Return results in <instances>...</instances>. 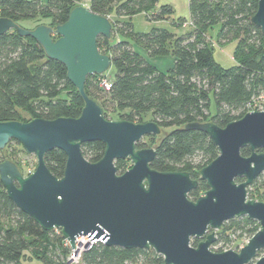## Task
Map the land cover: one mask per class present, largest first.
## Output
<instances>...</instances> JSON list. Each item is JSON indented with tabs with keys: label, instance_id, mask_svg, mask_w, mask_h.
Instances as JSON below:
<instances>
[{
	"label": "trees",
	"instance_id": "1",
	"mask_svg": "<svg viewBox=\"0 0 264 264\" xmlns=\"http://www.w3.org/2000/svg\"><path fill=\"white\" fill-rule=\"evenodd\" d=\"M158 2L89 0L87 6L93 13L111 20V38L98 36L96 44L101 53L111 57L116 73L109 90L98 84L99 77H107L105 73L87 76L85 93L101 106L108 120L145 122L144 115L150 114V119L163 130L155 142L156 153L150 167L160 172H188L192 179L198 180L197 187L187 194L190 200H196L207 189L205 182L199 180L198 171L217 156L218 149L204 132L187 130L184 126L189 122L212 121L223 127L247 111L257 110L253 102L264 92V32L251 21L258 0H188L192 29L178 36L158 27L148 33H136L129 21L119 19L151 11ZM79 4H83L82 0H1L0 16L17 24L26 19H47L46 24L54 27L64 23L70 10ZM172 13V6L163 4L151 19L163 20ZM216 25H219L218 44L235 41L236 65L232 67L223 68L213 58L207 31ZM132 44L141 46L149 56L171 55L172 67L166 71L158 69ZM83 105L82 97L67 79L65 66L48 58L33 38L20 36L14 29L0 35V122H26L37 117L77 118ZM125 109L127 113L123 112ZM81 152L88 161L96 162L103 156L104 144L82 143ZM240 153L248 156L249 147L241 148ZM44 159L50 172L62 177L64 152L53 149ZM114 164L121 174L120 160ZM263 173L247 187L248 198L253 195L251 186L264 189V180L259 181ZM240 181L242 178L237 179ZM224 223L239 228L248 239L259 228L255 220L247 217ZM223 235H216L211 245L213 251H222L217 244L228 239ZM196 243V239L191 241L192 246ZM25 251L39 264H68L70 247L59 229L44 230L18 209L0 181V264H21ZM263 252L259 251L257 256ZM78 264H164V261L153 249H125L94 242L82 253Z\"/></svg>",
	"mask_w": 264,
	"mask_h": 264
},
{
	"label": "water",
	"instance_id": "2",
	"mask_svg": "<svg viewBox=\"0 0 264 264\" xmlns=\"http://www.w3.org/2000/svg\"><path fill=\"white\" fill-rule=\"evenodd\" d=\"M251 21L264 32V0H258ZM12 29L33 38L48 58L65 66L68 81L84 102L77 118L0 122V151L15 140L36 158L35 169L27 175L12 160L0 161V181L18 209L44 230L59 229L71 248L76 238L86 236L107 246L153 249L164 264H264V255L257 256L264 250V201L247 198V187L264 172V152L257 151L264 149V105L223 127L212 121L185 124L187 130L204 132L218 149L198 171L207 189L190 200L187 194L198 180L188 172L152 169L156 150L136 149L143 137L161 134L158 123L108 120L85 93L87 76L104 74L111 65V57L96 44L98 36L111 38L109 17L85 4L74 6L67 20L54 27L26 29L0 16V35ZM91 141L104 144L96 162L81 152V144ZM244 147L250 149L248 156L240 153ZM53 149L66 155L60 178L45 164V154ZM126 158L132 166L118 174L114 162ZM238 217L255 220L258 230L239 251H212L215 231ZM193 238L201 240L192 246Z\"/></svg>",
	"mask_w": 264,
	"mask_h": 264
},
{
	"label": "rangeland",
	"instance_id": "3",
	"mask_svg": "<svg viewBox=\"0 0 264 264\" xmlns=\"http://www.w3.org/2000/svg\"><path fill=\"white\" fill-rule=\"evenodd\" d=\"M42 2H46L47 0H41ZM89 0H82V3L87 5ZM163 4H169L173 8V13L170 15V17L163 19V20H153L151 19V15L155 13L159 7ZM121 21H129L132 25L133 31L136 33H148L153 28H162L165 29L176 36L184 34L192 29L191 25L189 24V12H188V0H159V2L154 6V8L151 11L139 12L135 15L131 16L130 18L120 17ZM47 19H40V20H21L19 22V25L26 29H32L35 25L46 24ZM180 22H184V24H180ZM219 31V25L213 26L208 29L207 31V37L210 40V43L212 44L213 48V58L221 67L228 68L236 65V62L233 59V50L235 46V41H230L225 44H218L217 42V33ZM126 39H130L127 38ZM133 48L141 53L144 57H146L148 60H150L152 63H154L159 69L166 71L173 65V57L171 55L167 56H148L144 49L136 44H132ZM170 65V66H169ZM116 73L115 67L113 65H110L108 70L105 72V75L108 77L110 81L114 78V75ZM106 77V78H107ZM262 97L261 99L257 100L256 105L253 108H257V110L263 109L264 105V92L261 93ZM111 111V108L109 109ZM214 106L211 102L210 106V112L213 113ZM123 112H128L127 109L123 110ZM111 113L109 112V115ZM116 116V114H113ZM109 117V116H108ZM111 117V115H110ZM144 121H150L152 119L150 114L144 115ZM113 120V119H112ZM136 120V118H135ZM135 123H138L137 121ZM165 131V130H164ZM163 134V130L160 135L154 136V139H150L149 137L144 138L143 142L146 146H154L156 140L158 141L161 135ZM153 140V142H152ZM8 147H6L3 150L0 151V161L4 159H10L14 161L15 163L20 164L24 170L25 173L23 175H27L28 173L32 172L36 167V158L33 154L26 153L21 144L16 142L15 140L8 142ZM121 166H122V172L126 171L132 166V163L129 158L120 160ZM120 174V173H118ZM264 174V173H263ZM264 180L263 177L259 180ZM250 191L252 192V198L257 201H264V189L261 188V186H254L250 187ZM248 198V197H247ZM216 235L224 234L223 236H226L228 239L226 240L224 237V241H220L217 244V248H221L222 251L232 249L234 251H239V249L248 241V237L241 232L239 228H234L233 225L230 223L225 224L223 223L222 227L215 231ZM200 239H197L196 242H198ZM193 241V239H191ZM190 241V243H191ZM211 249V248H210ZM213 251V249H211ZM216 252V251H215ZM218 252V251H217ZM221 252V251H219ZM264 255V252H263ZM68 263V262H67ZM21 264H39V262L33 258L31 255H29L28 251H25L23 254V257L21 259ZM68 264H78L70 262Z\"/></svg>",
	"mask_w": 264,
	"mask_h": 264
},
{
	"label": "built area",
	"instance_id": "4",
	"mask_svg": "<svg viewBox=\"0 0 264 264\" xmlns=\"http://www.w3.org/2000/svg\"><path fill=\"white\" fill-rule=\"evenodd\" d=\"M98 84L99 87L102 88L103 90H109L110 86H111V82L108 78L106 77H99L98 78ZM262 95H259L253 102V106L256 105L257 100L261 99ZM67 242V241H66ZM94 243V241H91L89 238H87L86 236H81L76 238L75 240V247L71 248L69 243L67 242V244L70 247V252L67 256V262H73V263H78L81 259V255L82 253L88 249L92 244Z\"/></svg>",
	"mask_w": 264,
	"mask_h": 264
},
{
	"label": "flooded vegetation",
	"instance_id": "5",
	"mask_svg": "<svg viewBox=\"0 0 264 264\" xmlns=\"http://www.w3.org/2000/svg\"><path fill=\"white\" fill-rule=\"evenodd\" d=\"M251 110H253V109H251ZM251 110H249V111H251ZM116 120H119V119H116ZM162 130V129H161ZM160 135V134H159ZM158 136V135H157ZM147 137H149V138H154V135H151V136H147ZM147 137H143L140 141H138L136 144H135V146H136V149H142V148H149V147H151V148H154V146H146L145 144H144V142H143V139L144 138H147ZM138 144V145H137ZM155 149V148H154ZM118 160H123V159H118ZM118 160H115V162H117ZM114 162V163H115ZM212 230L211 229H209L208 230V232L207 233H210ZM215 235H216V233H215ZM193 239H196V238H193ZM197 240V239H196ZM201 240V239H200ZM199 240V241H200ZM198 241V242H199ZM197 242V243H198ZM196 243V244H197ZM212 245V244H211ZM211 245H210V248H211ZM250 264H254V261L253 262H251Z\"/></svg>",
	"mask_w": 264,
	"mask_h": 264
},
{
	"label": "crops",
	"instance_id": "6",
	"mask_svg": "<svg viewBox=\"0 0 264 264\" xmlns=\"http://www.w3.org/2000/svg\"><path fill=\"white\" fill-rule=\"evenodd\" d=\"M145 51V50H144ZM145 53L147 54V52L145 51ZM141 54V53H140ZM142 55V54H141ZM148 55V54H147ZM149 56V55H148ZM165 56H167V55H165ZM150 57V56H149ZM145 59H147L146 57H145ZM148 60V59H147ZM150 63H152L150 60H148ZM173 61H174V59H173ZM154 66H156L154 63H152ZM170 66V65H169ZM157 67V66H156ZM158 68V67H157ZM159 69V68H158ZM161 70V69H160ZM163 71V70H162Z\"/></svg>",
	"mask_w": 264,
	"mask_h": 264
}]
</instances>
